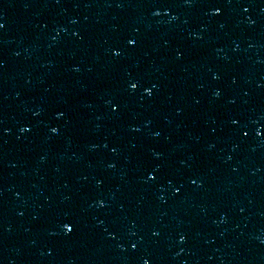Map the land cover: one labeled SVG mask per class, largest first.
I'll return each instance as SVG.
<instances>
[{
	"label": "water",
	"instance_id": "95a60500",
	"mask_svg": "<svg viewBox=\"0 0 264 264\" xmlns=\"http://www.w3.org/2000/svg\"><path fill=\"white\" fill-rule=\"evenodd\" d=\"M0 24V264H264V0H0Z\"/></svg>",
	"mask_w": 264,
	"mask_h": 264
},
{
	"label": "snow or ice",
	"instance_id": "6c2138e0",
	"mask_svg": "<svg viewBox=\"0 0 264 264\" xmlns=\"http://www.w3.org/2000/svg\"><path fill=\"white\" fill-rule=\"evenodd\" d=\"M185 2L188 3L189 0H185ZM161 6H164V5L161 4ZM213 7H215V6L213 5ZM245 11H246V9H245ZM216 12H219V8H216ZM153 14H154V15H159V12H154ZM214 14H215V13H214ZM0 28H3V24H0ZM74 35H75V34H74ZM127 44H128V45H133V44H134V41H133L132 39H128V40H127ZM113 55H114V56H119L120 53H119V51H114V52H113ZM74 70H75V69H74ZM129 87L132 88V89H135V88L137 87V85H136V83H130ZM153 87H154V86H153ZM145 92L148 93L149 95L151 94V90L148 89V88H145ZM214 95H218V93H214ZM61 115H62V114H61ZM232 123H235V121H232ZM25 130H26V129L21 128V131H22V132L25 131ZM50 130H51L52 133H56V132H57V129H56L55 127L51 128ZM256 135H257V136L260 135V131H259V129H257V131H256ZM154 155H155V154H154ZM109 166L111 167V165H109ZM154 179H156V177H155V169H153L152 172H149V173L147 174V180L151 181V180H154ZM192 182L195 183V181H192ZM101 206H103V205H101ZM61 228H62V231H63L65 234H67L68 232L71 231V228H70L68 222H64V223L61 225ZM153 234L155 235V233H153ZM181 239H183V237H181ZM261 243H264V240H262ZM144 264H148V262H147V261H144Z\"/></svg>",
	"mask_w": 264,
	"mask_h": 264
}]
</instances>
